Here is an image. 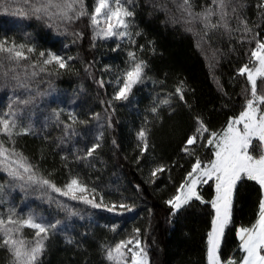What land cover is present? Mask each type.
Segmentation results:
<instances>
[{
	"label": "snow or ice",
	"instance_id": "obj_1",
	"mask_svg": "<svg viewBox=\"0 0 264 264\" xmlns=\"http://www.w3.org/2000/svg\"><path fill=\"white\" fill-rule=\"evenodd\" d=\"M138 6L137 0H94L91 9L87 0H0V12L17 17V26L22 21H34L56 35L70 34L75 45L85 37L77 25L86 20L90 50L111 41L115 45L112 51L122 50L126 57L122 68L105 64L99 69L109 74L105 80L103 74L97 76L99 60L95 56L89 59L79 51L71 55L40 47L30 32H25L19 41L0 37V89L11 92L8 103L0 109L3 264H45L52 238L57 235H62L65 244L74 250L87 253L84 241L88 233H80L78 239L67 223L73 217L85 218L78 204L121 217L137 211L135 194L121 192L118 199H111L104 188L80 171H73L70 165L79 162L95 168L93 161L105 164L100 153L108 140L113 149L120 148L114 135L119 120L117 105H132L134 90L148 81L158 85L160 91L153 96L145 109L147 115L135 131V163L142 172L147 167L145 184L157 185L162 176L171 184L172 191L163 201L168 224L181 223L191 209H200L207 217L201 242L205 264H264V0H147L149 15H162L166 26L193 37L223 97L221 109L231 112L219 126L213 125L209 114L216 109L199 107L196 88L187 77L175 76L169 90L167 71L162 73L163 79L152 74L154 70L144 54L147 51L155 56L157 45L154 39L139 42L146 33L137 24ZM225 40L227 49L221 46ZM237 45L246 53V60L240 61L234 69L235 76L229 77L230 82L237 76L244 79L238 93L241 99L233 103L217 69L222 58L232 53L239 55ZM81 73L105 92L106 84L113 86L111 95L99 101L102 112L89 110L87 118L82 119L75 107L45 105L48 114L41 125L43 130L38 129L34 111L38 97L55 92L54 78L79 77ZM43 84L48 90L41 91ZM51 103L58 102L53 99ZM49 127L57 128L60 134L53 137L47 131ZM177 136H181V142L174 158L166 160L157 154L158 141L162 145ZM24 137L44 142L36 155L26 151V145H20ZM81 142L83 148L79 147ZM57 150L61 167L67 170L66 178L60 182L55 178L57 168L44 166L48 156ZM173 168L183 170L179 181L172 177ZM134 188L137 193L143 191L141 184ZM17 191L22 194L19 200L13 197ZM29 197L55 208L45 215L32 206ZM252 199L253 220L237 226L236 211L243 201ZM147 212L149 219L144 229L134 226L114 242H98L104 264H154L147 241L152 210ZM60 213L64 219L59 218ZM103 227L119 234L118 223ZM26 230H30L29 234ZM233 232L236 243L229 248ZM84 264H88L87 260Z\"/></svg>",
	"mask_w": 264,
	"mask_h": 264
},
{
	"label": "trees",
	"instance_id": "obj_2",
	"mask_svg": "<svg viewBox=\"0 0 264 264\" xmlns=\"http://www.w3.org/2000/svg\"><path fill=\"white\" fill-rule=\"evenodd\" d=\"M137 2L139 4L136 9L137 24L146 33V37L141 38L139 42L145 43L146 39H154L157 45V54L155 56H152L147 51L144 54L145 58L149 59L154 70L152 74L163 79L162 73L167 71L169 73V90L175 76L187 77L188 82L196 88L199 107L202 109H216V111L209 113L212 117V123L214 126L222 124L231 115V112L221 109L223 97L209 75L203 55L195 48L193 37L174 29L170 25L166 26L163 23L162 15H149L150 9L147 6V0H137ZM87 3L91 9L94 5V0H87ZM17 23V17L0 12V37H15L19 41L25 32H30L40 47L51 48L58 53L63 52L71 55L79 51L89 59L95 56L99 60L97 76L103 74L105 80L109 79V74L99 71L105 64H111L113 67H124L126 57L122 50L112 51L115 47L113 42L103 43L94 51L89 49L90 29L87 27L86 20L77 25L78 28L85 32L84 39L78 45L72 43L73 38L70 34L67 36L56 35L51 29L43 27L34 21L19 22L20 26H17ZM221 46L227 49L226 40L221 41ZM237 49L239 55L232 53L228 57L222 58L217 69V75L221 77L224 88L232 96L233 103H237L241 99L238 93L244 84V79L237 76L234 81L230 82L229 77L235 76L234 69L238 66V63L246 60V53L240 49L239 45H237ZM76 66L78 68L81 67L80 64ZM81 84H83V88L80 87ZM53 86L55 92L49 96L38 97L37 107L34 109L37 128L40 130H43L41 125L44 122V117L48 114L45 105H50V107H75L78 115L85 119L89 110L94 109L102 112V105L99 103L100 99L110 96L113 91V86L106 84L105 88L107 91L105 92L91 78L85 77L83 73L79 77L62 75L54 78ZM45 90H48L47 84L41 85V91ZM134 91L135 100L132 105L124 106L119 103L117 105L119 120L116 121L117 131L114 135L120 144V148L113 149L110 140H108L100 153L105 164L93 161L95 168H90L79 162H73L70 167H72L73 171H80L85 174L87 178L104 188L111 199H118L121 192L128 196L135 194L138 204L137 211L126 213L121 217L102 209H91L78 204L77 206L81 208L85 218L80 220L77 217H73L67 223L72 226V234L76 235L78 239H80V233L85 231L88 233V239L84 241L88 252L84 253L83 251L74 250L71 246L65 244L62 235H57L52 238L49 251L45 257V264H84L85 260H87L88 264H104L98 250V242L105 239L109 242H114L125 234L130 233L134 226L144 229L149 219L147 209L152 210V227L151 231L147 233V241L150 245V255L154 264H205L201 243L207 225V217L204 212L193 208L186 214V218L181 223L174 226L169 225L167 222L168 210L163 201L172 191L171 184L167 181L166 176H162L157 181V185L150 186L145 184L144 177L147 175V167H144L142 172L139 170L140 166L135 163V158L138 155V151L135 149V131L140 125L143 116L147 115L145 109L150 104L155 93L160 91V88L158 85H153L151 81H148L145 85L138 86V90ZM98 93L99 95H97ZM10 95L11 92L9 90L0 89V109L6 106ZM53 99H56L58 103H51ZM73 101H75L74 104L72 103ZM47 131L53 137L60 134L59 130L53 127H49ZM180 142L181 136L171 140L166 139L162 145L158 141L157 154H162L166 160L174 158L179 152ZM43 143L42 140L35 137H24L20 141V145H26V151L33 155H36V149ZM64 147L70 149L72 145H65ZM79 147L83 148L84 143L81 142ZM44 166L49 169L57 168L58 171L55 178L58 182L66 178L67 170L61 167L58 150L48 156ZM182 175L183 170L173 168L172 177L174 180L179 181ZM97 177L99 178L97 179ZM0 179H2V176H0ZM135 184L142 185V193L136 192ZM164 185H167V187H164ZM158 187L164 190L160 191ZM116 189H119V191H116ZM21 195L19 191L13 193V197L16 200H19ZM29 202L45 215H48L55 208L54 205L49 206L35 197H29ZM254 208V199L242 202L235 213L237 226L241 223L248 224L253 220ZM89 212L92 213L91 217L88 215ZM59 218L64 219L63 213L59 214ZM109 223H118L120 225L118 235L109 232L107 228L103 227V225ZM29 231L26 230V234H29ZM235 243L236 238L233 232L229 235V248H234ZM2 255L3 253L0 252V256ZM0 264H3L2 259H0Z\"/></svg>",
	"mask_w": 264,
	"mask_h": 264
}]
</instances>
